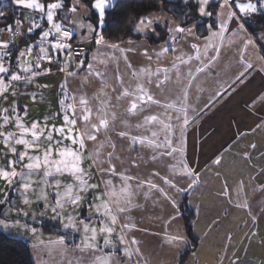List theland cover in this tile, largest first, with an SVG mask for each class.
<instances>
[{
  "label": "snow or ice",
  "instance_id": "snow-or-ice-1",
  "mask_svg": "<svg viewBox=\"0 0 264 264\" xmlns=\"http://www.w3.org/2000/svg\"><path fill=\"white\" fill-rule=\"evenodd\" d=\"M91 2L92 10L97 13L94 24L88 18L81 21L73 18L79 6L73 3V0H12L17 7L29 10V15L0 29L10 33L9 40H0V98L7 100L9 95L15 97L17 89H26L39 76L51 74L54 68L63 73L65 79L60 85L62 91L58 101L61 112L56 113V116L62 117L59 126L49 125L48 118L43 121L34 119L26 123L27 109L21 111L15 100L11 106V116L9 108H0V128L8 129L0 131V141L6 149L4 155L7 160V166L0 167V180L10 187L11 193L21 197L25 205L42 203L44 209L50 208L53 219L60 222L64 229H70L79 235V242L75 243L74 249L67 247L64 236L50 241L47 245L41 241L39 246L48 249L50 264H141L140 241L129 235L134 229L140 230L132 216L133 211L140 207L137 201L141 196L147 200L158 193L175 209L178 207L177 201L170 195V191L179 194L199 187L200 176L194 167L196 161H189L187 155L188 129L203 113L222 99L230 88L243 82L245 75L254 67L245 59L247 48L253 41L249 39L241 45L238 63L242 65V70L232 78L224 91H220L218 87L208 102L199 103L198 95L194 97L191 90L195 87L198 92L204 91L198 84L201 75L207 76L216 68L225 46L235 45L236 41L232 37L247 33L245 23L242 22L244 17L238 16L233 10V2L239 13L244 16L255 13L258 9L257 4L250 0L247 3H241L240 0H217L221 10L217 15L218 27L214 29L209 25V35L203 38V45L192 44L191 54L178 55L176 59L179 64L173 62L170 67L152 69L133 65L128 53L135 50L122 46L131 44L132 41L109 43L105 40L103 27L106 23V10L114 7L113 0ZM210 2L212 0H199L201 15H213V12L206 11ZM65 3L68 4L67 11ZM260 10L264 11V0H261ZM3 15L0 11V16ZM24 22L30 25L26 31L22 28ZM157 23V17L137 16L133 21L135 31H150L153 35H156ZM231 28L235 30L231 31V37H227L226 33ZM168 31L192 34L190 28L186 29L180 25L174 29L169 28ZM34 33L35 40H28ZM20 35L25 37L23 45L17 41V36ZM77 40L79 43L73 47ZM172 41V51H175V35L172 36ZM86 43H91L92 48L86 49ZM168 51L169 47L162 46L163 53ZM143 54L147 56V48L143 49ZM159 55L160 53H157V58ZM77 56L81 58L78 64L74 62ZM147 58L152 59L151 56ZM121 60L135 81L130 87L125 86L123 76L119 74ZM261 60H264V56ZM45 64L48 67H45ZM97 64H102L105 68L109 64L115 67L117 84L121 89L116 99L129 100L130 107L127 112L130 115L147 113L143 121L135 125L137 131L143 130L141 135H131L126 131L116 135L121 139H129L133 148L140 145L151 149L152 162L160 159L169 161L166 165V175L154 170L150 172L149 177L141 179L128 169L117 170L113 161L120 157L115 154V142L108 136L112 122L117 118L116 114L109 110L111 96L107 88L110 73L97 68ZM180 65L186 67L183 75L188 83L184 87L179 106L175 102L162 103L154 97L149 86L155 83L159 87L160 83L169 82L173 74L179 82ZM261 70L264 71V68ZM80 71L86 73L82 85L92 78H99L101 82L97 94L92 97L85 94L77 96L68 90L69 83L78 78ZM157 81L160 83H156ZM111 92L116 93L117 88L112 87ZM31 98L35 101V94H31ZM90 99L98 102L95 113L89 106ZM261 102L264 103V100ZM77 104L80 105L79 108L76 107ZM153 107H158L160 111L152 113ZM102 134L103 140L98 139ZM89 142L94 144L91 150ZM21 147L23 150H20ZM249 147L254 150L256 145L251 144ZM105 148H110L111 151L105 152ZM12 156L16 159H11ZM243 156L252 159L248 152H244ZM221 160L222 157H217L213 163L220 165ZM132 164L139 167L136 160H133ZM17 165L22 167L17 170ZM94 167L96 172L92 171ZM261 173H264V168ZM97 174L99 180L95 179ZM157 178L159 184L156 182ZM181 180L187 181L185 187L179 186ZM238 184L235 199L242 202L237 203L236 207L250 210V203L243 199V182ZM162 185H166L168 190ZM221 195L232 199L226 181ZM0 204H13L11 195L0 200ZM15 207L18 216L29 215L18 206ZM80 209H87V215L82 216ZM41 215L43 216V213ZM12 218L16 219L15 216ZM252 218L256 220L254 215ZM177 219L178 217L173 215L169 223ZM0 225L9 227L6 219H0ZM30 231L35 235L37 228L31 227ZM257 234L250 233L252 237ZM166 237L169 244L177 247L186 242L182 235L166 234ZM73 250L81 255L70 257L68 253ZM53 252L58 254V258L53 256ZM232 264H238V258L234 259Z\"/></svg>",
  "mask_w": 264,
  "mask_h": 264
},
{
  "label": "crops",
  "instance_id": "crops-1",
  "mask_svg": "<svg viewBox=\"0 0 264 264\" xmlns=\"http://www.w3.org/2000/svg\"><path fill=\"white\" fill-rule=\"evenodd\" d=\"M172 1H176V0H172ZM181 1L187 2L189 0H181ZM196 1L199 4V9H200L201 5L199 3V0ZM254 1L255 0H250V2L257 4V9H259L261 7V2H257V1L254 2ZM42 2H44V0H42ZM213 2H215V0H212L210 4ZM240 2L247 3L249 2V0H240ZM73 3H77L79 5L77 12L74 14L73 18L77 21H81L84 18H88V16L90 15L93 9V5L88 6L85 2H83V0H73ZM209 5L206 6V11H208ZM232 7L233 10L237 12L238 16H243V17L248 16V15L244 16V14L239 13V10L234 2L232 4ZM67 8H68V4L65 3V11H67ZM108 10H106V12ZM220 11L221 10L219 8L218 14L220 13ZM20 13L24 18L25 16L29 15V10L21 8ZM32 14L36 15L35 13ZM200 16L206 17L207 15L200 14ZM148 17L158 18V23L155 25L157 36H159V30H158L159 28L168 31L169 28L174 29L177 25L182 26L181 22L175 20L171 15H169L163 10L152 13ZM242 22H244V20ZM29 26L30 25L28 22H24L22 24V28L25 31L29 28ZM195 26L196 23L183 26L186 29L190 28L192 30V34L190 35L187 33H182V34L170 33L168 31V35L166 39L159 44H152L147 39L127 38L124 41L130 40L133 43L123 44L122 46L125 48H131L135 50L134 52L128 53L129 59L131 60V62L135 67L138 68L150 67L152 69L161 68V67H170V65L173 62L179 64V61L176 59L178 55L182 53L191 54L193 52V49L191 48L192 44L203 45L204 40L203 38H199L197 36ZM245 28L247 29L246 34L241 33L238 37H232V39L236 41L234 46H225L222 49L221 59L218 62L216 68L212 69L211 73L207 76L201 75L200 79L198 80V84L200 88L204 89V91L198 92L197 89L193 87V89L191 90L192 94L194 97L198 95L199 103H205L208 102L209 97L218 87L220 88V91H224V88H226L227 85L231 83L232 78L235 77L239 73V71L242 70V65L238 63V59L240 55V47L246 40L249 39H251L253 43L252 45H249V47L247 48V55L245 56V59L248 62H251L254 65V67L251 70H249V72L245 75L242 83H236L232 88H230L227 94L224 95L222 99H219V101L215 103L214 106L210 107L205 113H203L189 128L187 133V155L189 161H191V159H194L196 161L197 164H195L194 167L197 168L199 176L201 174L204 179V176L206 174L205 172L206 161L208 157L211 156L212 153H214L213 154L214 158L216 157L217 154L219 157H222V159L231 158V156L233 155V157L238 160L242 158L246 159L243 156V153L248 152L252 157V159H246L245 164L247 166L249 164L252 165V166L249 165L248 167L251 170L250 176L255 177L257 181L258 180L260 181V183L255 185L253 184L252 186H250V190L249 187L246 186L245 192H250V195L253 197L254 195L253 193L255 192L256 193L264 192V187H262L264 186V173L256 175V173L260 172V170L264 168V103L261 102L262 100H264V71L261 70L262 68H264V60H261V57L264 56V31L256 32L253 35L249 31L246 25ZM234 30H235L234 28H231V30L228 33H226V36L231 37V31ZM135 33L141 35L152 34L150 31L144 33H139L135 31ZM173 35L176 36V43L174 45L175 51H172ZM208 35H209V31H208ZM35 38H31V36L28 37V39L31 40H35ZM9 39H10L9 32L0 31V40L7 41ZM23 40H25V37L23 35L22 37L17 38V41L19 43ZM78 43L79 40L74 42L73 45L74 44L77 45ZM86 46L88 49L92 47V44L86 43ZM162 46L169 47V51L167 53H163ZM145 48L148 49L147 56L143 54V49ZM93 51H95V49H93ZM157 53H160L159 58H157ZM148 56H151L152 59L149 60L147 58ZM90 57H91V53L89 55V59ZM79 61H80L79 58L77 57L74 58V62L76 64H78ZM45 67H48V65L45 64ZM96 67L102 71H106L110 73V79L108 81V88H107L111 96V107L109 110L111 112H114L117 118L112 122L111 130L109 131V133L112 135V138L115 137L117 139V141H115L114 139V142L116 144L115 151H117V153L120 154V157L122 159L124 156H127L126 157L127 159L135 157L138 158L141 163L143 159H150L151 158L150 155L144 154V152L145 151L147 152L149 148L140 145H136L135 148H133L131 146L129 139L127 138L121 139L118 135H116L117 133L122 131H126L131 135H140L141 134L140 131H138V133H133L132 129H136L135 125L139 122H142L143 120H139V118L134 116L126 115L128 114L127 109H129L130 107V102L128 99H120V100L116 99L117 93H119L121 89L117 84V80H116L117 72L115 67L112 64H109L107 68H105V66L102 64H97ZM180 68H181V79L179 82H177L176 76L173 74L172 79L169 82L160 83L159 81H157L156 83H160L159 87H157L155 83L152 84V86H149L154 97L156 99H159L162 103L175 102L179 106V101L181 99L184 87L188 83V81L184 79V75H183L184 72L186 71L185 65H180ZM119 74L123 76L126 87H130L135 83L123 60H121L119 64ZM85 75H86L85 72L83 71L79 72L78 78L73 79L69 83L68 90L71 93L76 94L77 96L85 94L87 97H92L94 94H97L101 82L99 78H92L90 79L89 82L82 85L83 77ZM63 79H65L64 74H63ZM162 79L163 77H161V80ZM221 84H223V87H221ZM112 87L117 88L116 93L111 92ZM97 103H98L97 100L94 99L89 100V105L93 104L92 106L94 108V111L97 107ZM76 107L79 108L80 105L77 104ZM232 109L237 110V112H241L242 115H240L239 118L238 115H236V117L233 116ZM159 111L160 109L158 107H153L151 109L152 113H157ZM227 112L231 114V119H230L231 132L229 136L222 137L220 135L219 138L217 136L216 138L213 137L211 138V135L209 134L210 132L202 131L201 128H208L209 123H211L210 122L211 120L209 118L213 117V113L221 114ZM257 114H259V117ZM234 117L237 119H234ZM257 125H259V127H257ZM79 126L80 125L78 123V128ZM113 129H115V131ZM238 132H244V135H241V133ZM103 138L104 137L102 134L101 137L98 139L103 140ZM207 138H209L210 141V142L208 141L209 143H213L215 145L219 143L222 144L223 146L222 147L220 146V148H218L217 145L214 147L212 146L208 147L206 146L207 141H205ZM244 138L245 139L251 138L250 142L251 144H255L256 148L253 150L249 147L251 144L248 145V143H246L245 146L244 145L241 146V151L239 152L238 147L239 145L244 143V141H242ZM238 140L241 141L239 142ZM92 147H94V144L92 142H89V149L91 150ZM104 151L105 152L111 151V149L105 148ZM167 162L168 161L166 160V163ZM113 163H115L117 170H119V167L121 168V163L120 164L119 162H113ZM255 164L257 165L254 166ZM126 165L129 167L128 164ZM93 169L94 172H96L95 167ZM165 171L166 170H162V172L160 173L166 175L167 173H164ZM135 176L141 178L142 173L139 172L135 174ZM97 177L99 180L100 179L99 174H97ZM157 181L158 179L156 180V182ZM159 183L160 182H158V184ZM162 186L165 187L166 190H168L166 185H162ZM179 186L185 187L186 183H184V181L181 180ZM204 187L205 186L203 185V188ZM182 194L183 192L179 194H175L174 192L170 191V195H173L174 199L177 201L178 207ZM203 196H204V192H203ZM246 200L249 201L251 199L249 200L246 199ZM252 201L254 200L252 199ZM137 202L140 204V207L133 211L132 216L140 230L136 231L134 229L129 235L135 236L136 239L140 241V249L142 252V257H140L141 264H179L180 257L182 253L187 249L188 244H187V234L185 231V222L181 214H179L178 207L174 209L173 206L170 204V202L165 200L158 193L154 194L151 198L147 200H145L141 196ZM193 205H194L193 207L197 205L198 214L200 211L201 213H203L204 204H202L198 200L196 201V203L195 201H193ZM260 207L264 212V201L260 203ZM173 215L177 216L178 219L176 221L169 223V220ZM201 217H202L201 215L198 216L197 222L195 223V230L197 228L199 230L203 229V228L202 229L199 228L201 224ZM255 217L257 221L264 220L263 217H259V216H255ZM204 229H206L207 231L196 233L201 240H202V236L204 237L205 234L209 235L211 233L215 236V237L213 236L212 240H215L217 238L215 233V230L217 229V225H211L210 222H208V224L206 225V227H204ZM166 234H168L169 236L177 235V234L182 235L185 237L186 242L181 244L179 247L173 244H169ZM206 245L207 244L203 245L200 242L196 252L188 259V261L185 264H214V262L218 261L219 256L216 255V251H217L216 248L212 249L210 245L208 247ZM31 252H32V248H31ZM206 256L210 258V261L204 259ZM32 258L35 264H45L43 263L44 258L42 260L39 259V256L35 258L33 252H32ZM218 263L219 262H216L215 264Z\"/></svg>",
  "mask_w": 264,
  "mask_h": 264
},
{
  "label": "rangeland",
  "instance_id": "rangeland-1",
  "mask_svg": "<svg viewBox=\"0 0 264 264\" xmlns=\"http://www.w3.org/2000/svg\"><path fill=\"white\" fill-rule=\"evenodd\" d=\"M20 37H22V35L17 36V38ZM73 47H76V44H74ZM84 47L87 49L86 44L84 45ZM77 58L80 57L77 56ZM63 81H64L63 73H61L58 69H53L51 74L41 75L38 78H36L33 81V83L29 85L26 89H17L15 97L9 95L7 100L0 98V108H9V115L11 116L12 115L11 106L13 104V101L15 100V102L19 105L21 111H23L24 108L27 109L28 115L27 117H25L26 123H30L34 119H39L43 121L45 118H48L49 125L56 124L57 126H59L62 117L56 116V113L61 112V107L58 101L61 99L60 93L62 89L60 85L63 83ZM44 85H48V87H44ZM31 94H35L36 97L35 101L32 100ZM92 105L93 104L89 106L93 108ZM146 114L147 113L141 115H135L134 117L139 118V120H143L144 115ZM232 114L235 117L236 115H238V118L240 115H242L241 112H237V110L234 109H232ZM126 115H130V114L128 113ZM257 115L259 117V114ZM235 117L234 119H237ZM209 119L211 120L210 121L211 123H209L208 128H201V129L202 131L210 132L209 134L211 135V138L212 137L216 138V136L219 138L220 135L222 137L230 135L231 114L229 112L221 113V114L213 113V117H210ZM13 130L15 131L14 128ZM113 130L115 131V129ZM0 131H8V129L0 128ZM132 132L138 133L137 129H132ZM140 133L142 134L143 130H140ZM238 133L244 134V132H238ZM108 136L112 138V135L109 132H108ZM112 139L113 141L114 139L115 141H117L115 137H113ZM241 140L238 141L240 142ZM205 141H207L206 146L208 147L211 146L214 147L217 145V147L220 148V146L221 147L223 146L222 144L219 143L216 145L213 143H209L210 142L209 138H207ZM242 141H244V143L239 145L238 147L239 152L241 151V146L243 145L245 146L246 143H248V145L251 144L250 142L251 138H247V139L244 138ZM20 150H23L22 147L20 148ZM5 151L6 149L4 147V144L2 141H0V167L7 166V160L4 155ZM145 152H144L145 155H150V157L152 156L151 149H149L146 153ZM115 154L120 157V154L117 153V151H115ZM213 154L214 153H212L211 156H209L206 161V165H205L206 174L204 176V179L203 176L200 174L199 187L189 192H183L179 201V207L180 205L183 204V202H185V200H187L189 206L193 210L194 209L196 210L197 212L196 218L193 222L194 223L193 233L198 238V242H199L198 247L201 242L203 245L207 244L206 245L207 247L210 245L212 249L216 248L217 250L216 255L219 256L218 261H216L219 262L218 264H223V263L232 264L233 260L236 258H238V264H264V220L254 221L252 218L253 215L264 218V212L260 207V203L264 201V192H260V193L255 192L253 193L254 194L253 197L250 195V192H245L246 186H248L250 190V186H252L253 184L254 185L258 184L260 183V181L259 180L257 181L255 177L250 176L251 170L248 167L249 165L250 166L252 165L249 164L247 166L245 164L246 159L242 158L237 160L232 155L231 158L222 159L220 165H215L213 163V160L219 156L217 154L216 157L214 158ZM126 157L127 156H124L123 159L120 157V159L113 161V162H119V164L121 163V168L119 167V170L128 169L133 175L141 172L142 179L149 177L150 172L154 170H158L159 172H162V170H166L164 173H167L166 165L169 163V161L166 163L165 159H160L156 162H152L151 158L143 159L141 163L138 158L132 157L130 159H127ZM10 158L16 159L15 156H12ZM133 160H136L138 162L139 167L133 166L132 164ZM192 160L194 159H191V161ZM126 164H128L129 167ZM256 165L257 164H255L254 166ZM85 166L87 167V164ZM104 166L107 165L105 164ZM21 167L22 165H17V170H19ZM92 171L94 172V169H92ZM258 174H261V170L260 172L256 173V175ZM161 175L163 174L161 173ZM95 179L98 180L97 175ZM183 181L184 183L187 184V181L185 180ZM225 181L227 182V185L231 192L232 199L225 198L221 195V193L224 191ZM240 181L243 182V191L245 193L243 199H248V200L251 199L248 201L250 203V210L247 208L236 207L237 203L242 202V201H237L235 199L236 190L238 189L239 186L238 182ZM158 182H160L159 179L157 183ZM203 185L205 186L204 188ZM195 191L198 193H196ZM203 192H204V196H203ZM8 195H11L13 204L11 205L2 204L3 205L2 216L0 219H6V222L8 223L9 227L5 228L2 225H0V230L14 238L23 239L24 241L28 242L30 247L32 248V252L34 253L35 258L39 256L40 260L44 258L43 263L50 264L48 249H46L43 246H39L40 242L43 241L44 245H47L50 241H56L61 236L56 233L45 232L44 229L42 228V226L45 224H50L52 226L57 225L61 232L66 233L69 236H72L73 239L76 237L77 242H79L80 237L76 232L70 229H64L61 226L60 222H58L56 219H53V213L51 212L50 208L44 209L42 203H35L32 204L31 206L25 205L23 203V199L21 197H18L15 193H11L10 187L3 180H0V200H3ZM252 199L257 203L252 201ZM198 200L202 204H204L203 213H201L200 211L199 214H198L197 205L193 207L194 206L193 201H195L196 203V201ZM49 203H51V197L49 198ZM13 205L18 206L23 212L29 213V215L18 216L16 207ZM179 207H178V211L179 214H181ZM79 211L82 216L87 215V209H80ZM41 213H43V216L41 215ZM199 215L202 216L201 224L199 227L200 229L202 228L204 229V227H206L208 222H210L211 225H217V229L215 230L217 237L215 239L216 241L212 240L214 236L212 233L209 235L205 234L204 237L202 236V240L196 234L197 232L207 231L206 229L199 230L198 228L195 230V223L197 222ZM14 216L16 217V219L12 218ZM31 227L37 228V233L35 235L30 231ZM252 232H257L258 234L255 237H252L250 235V233ZM229 237H231V239H229ZM66 244L69 249H74L75 247V244L70 245L68 242H66ZM52 254L53 256H56L58 258L57 253L53 252ZM68 255L71 257V256H80L81 254L78 251L73 250L72 252L68 253ZM204 259L210 261V258H208V256H206ZM216 262H214V264Z\"/></svg>",
  "mask_w": 264,
  "mask_h": 264
},
{
  "label": "trees",
  "instance_id": "trees-1",
  "mask_svg": "<svg viewBox=\"0 0 264 264\" xmlns=\"http://www.w3.org/2000/svg\"><path fill=\"white\" fill-rule=\"evenodd\" d=\"M255 1L260 2L261 0ZM83 2L88 6L92 5L91 0H83ZM260 8L243 19L245 25L253 35L256 32L264 31V11L260 10ZM20 10L21 8L14 5L12 0H0V11L4 13L3 16H0V28L3 29L5 25L12 24L14 20H22L23 17ZM160 10L165 11L175 20L181 22L182 26L196 23V34L199 38H204L208 35L209 25H212L213 28L217 27V14L219 10L217 0L208 7V11L213 12V15L206 17L200 16L199 4L196 0H189L187 2L181 0H114V7L106 12V23L103 27L105 40L109 43H119L133 37L136 39H147L152 44L163 42L168 35L167 30L159 28V36L153 34L141 35L135 33L133 25V21L137 16L148 17L150 14ZM96 19L97 13L92 10L88 16V20L94 24ZM35 37L36 34L34 33L31 38ZM24 43L25 40L20 42L21 45ZM90 53H88V56ZM2 206L0 204V218L2 216ZM179 209L185 222L188 241V247L182 253L179 264H185L195 253L199 243L198 238L193 233V222L197 212L189 206L187 200L180 205ZM42 228L47 233H56L64 236L65 240L71 245L78 243L76 237L73 239L72 236L61 232L57 225L45 224ZM0 264H35L29 243L23 239L14 238L0 230Z\"/></svg>",
  "mask_w": 264,
  "mask_h": 264
}]
</instances>
